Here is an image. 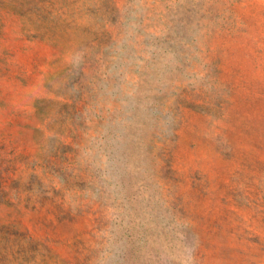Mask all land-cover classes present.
I'll list each match as a JSON object with an SVG mask.
<instances>
[{"label": "rangeland", "instance_id": "1", "mask_svg": "<svg viewBox=\"0 0 264 264\" xmlns=\"http://www.w3.org/2000/svg\"><path fill=\"white\" fill-rule=\"evenodd\" d=\"M0 264H264V0H0Z\"/></svg>", "mask_w": 264, "mask_h": 264}]
</instances>
